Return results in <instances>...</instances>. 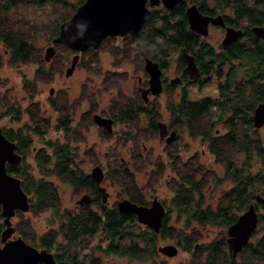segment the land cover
I'll list each match as a JSON object with an SVG mask.
<instances>
[{
    "label": "trees",
    "instance_id": "trees-1",
    "mask_svg": "<svg viewBox=\"0 0 264 264\" xmlns=\"http://www.w3.org/2000/svg\"><path fill=\"white\" fill-rule=\"evenodd\" d=\"M46 1L54 0H0V41L4 51L9 56L10 63L21 64L37 61L45 65L55 58L56 53L49 62L44 61L41 57L39 58L38 52H36L37 49L33 43L35 30L41 28V26L37 25L36 21L23 16L11 18V8L19 3L24 5L28 3L42 5ZM81 2L82 0H79L75 4L73 2L66 3L64 0H57L54 3L68 4L69 9L67 11H59V13H63L60 16V19L63 20L68 18ZM177 5L175 10L172 11L165 10L164 8L152 9L146 17V21L142 26L143 30L141 29L142 32L137 41H146L148 46L152 44L153 48L156 47L155 50H159L162 53L171 46L175 48L181 46L186 50L189 49V40L194 36L189 33L184 12L179 7V3ZM254 11L249 10L250 19L253 22L263 21L264 17H261V19L259 17L254 18L253 15H256ZM55 21L54 23H49L51 36L58 31L59 20L56 19ZM256 43L258 44H255L253 48L236 46L234 50L238 52V58L246 59L251 64L247 69L249 75H245L242 83L238 81V78L240 73H242L241 67H244L245 64H232L230 71L226 73L225 80L217 86L219 92L217 98L212 99L209 96H205L197 101L186 102L182 98V102L184 103H173L169 124L177 131L185 126L191 134L200 132L206 133L209 136V131L211 132L213 126L220 122L224 127L229 129V131L218 134L209 144L207 143V148L209 152H214L216 160L224 165L223 177H232L235 183L233 189L229 188L222 193L214 209L210 204L202 206V189L213 175L200 166V175L198 176V168L194 165L192 159L190 161L187 159L184 161L185 163L181 164L180 159L172 155L173 161H170L169 165L178 173V179L176 180L177 185L174 188V196L171 200L176 205L178 212L185 213V225L190 224L191 221H195L199 224L207 222L227 226L236 219L238 215L237 211L242 210L246 203L251 201L252 196L254 197L252 193H257L261 190L259 183L264 182V173L259 174L261 176L253 180L248 174H241L238 171L229 172L228 166L231 156L241 151L243 147H246L244 146V142L246 141L248 154L253 148L258 153L263 150L259 145L260 141L257 138V131L253 127L251 118V113L256 102L264 99V82H259L257 79L264 78V41H256ZM55 47L56 49L61 47L68 49V47L62 44H56ZM201 50L202 52H207L204 49ZM1 55L0 52V66L3 64ZM92 56L96 57L95 54H92ZM35 73L38 76L39 73L42 74V71L41 69H37ZM216 74L221 76V68L218 69ZM207 80L203 79L200 83H206L208 82ZM25 82L23 81L22 86L26 91L28 87L27 83L29 82L27 80ZM30 84L33 86L34 81H31ZM26 92L31 95L29 91ZM187 95L188 92L184 91L182 97ZM4 98L6 97H0V119L6 116V112L2 110L6 102ZM56 100H53L52 96L48 95L49 105H53L52 107L58 111L55 119L56 124H52L51 118L43 115L40 107L36 106L34 110H30L29 108L24 110L30 116L31 123L19 126V128L28 129L29 132L21 134L14 132L18 131V128H9L12 131L9 137L12 138V134H14L18 142L17 147L23 151L24 155H28L31 152L30 144L33 142L34 134L45 140L44 134L47 131H51L52 127L53 129H63L61 131V138L57 136L54 139H47L44 142L46 147L37 149L33 153L36 168L41 174L35 177L28 164H24L22 167L20 165H9L7 170L20 177L22 188L28 195L30 194L29 200L31 203L29 210L33 212L46 209L61 211L56 185L47 178L48 175H52L56 179L68 183L73 188L75 194H79L82 190L87 192L91 196L90 201L97 204L98 207L97 210H92L89 207V203H81L77 205L75 210L63 209V214L57 221L58 227L56 229L52 228L41 235L40 239L43 246L56 248L59 251L61 250L62 254L68 253V256L72 255L75 258V256H78L75 248L79 246L82 238L96 234L101 230L109 236L108 243L103 249L107 253L129 255L135 258H153L157 254L156 244L160 237L177 239L175 244L178 247L183 249L190 248L192 242L196 239V236L193 234L194 231L186 235H183L185 230L175 232L172 226L167 225L168 211L165 212L162 218L159 231L154 232L146 225L139 223L135 213H123L118 211L115 204L107 206L106 203L101 202L100 192L96 188L94 180L87 173L82 172L80 176L76 173L78 150L69 143L72 134L69 130L73 128L71 125L72 118L68 114L67 100L62 99L61 103H58ZM112 105L111 110L106 111V113L111 116L115 115L118 122L125 123L127 128H129L126 136H120V139L131 141L129 150L133 161L140 166L144 165L145 159L139 156L141 149L140 139L147 136H156L157 128L155 121H149V124L143 128L138 124L139 120L131 116L136 111L139 112L140 109L146 108V105L131 104L124 97H121L115 106L112 107ZM9 108L8 114H10L12 120L18 121L20 118V107L11 104ZM235 112H238L237 115H235ZM128 114L131 118L126 116ZM210 114H214L215 118L212 119ZM203 118L206 119L205 123H202ZM88 120L92 123L91 118ZM83 123V120H79L77 126L80 127ZM242 128L247 129L248 132L252 131V134L248 133L245 141L240 138V134L243 132L241 131ZM146 130L150 132L144 135L141 131ZM101 131H103L104 136L113 135V132L109 133L103 128H101ZM131 131L137 132L132 133ZM77 132L78 129L75 128L73 134ZM174 150L175 148H172V151ZM89 153V150L85 151L86 155H89ZM113 153V164L106 166L105 177L111 183H123V187L125 188L124 197H128L137 204H147L143 194L139 192V189L135 185L129 166L125 161L117 160L115 157L116 152ZM263 153L260 154L263 155ZM146 159L149 160L150 157L147 156ZM156 163L159 165L160 160H156ZM235 169L240 168L235 167ZM216 180H219V177ZM262 220L263 216L261 215L260 221ZM55 241L56 244L52 245V242ZM249 245L250 243L248 242L243 248L249 247ZM196 246L194 245L193 248ZM249 250L250 258H246L248 264L249 262L251 264L254 263L251 258L253 256L264 260V232ZM192 253L193 256L189 258L187 264H236L233 261L224 235L206 244H198V247ZM242 259L245 260L244 257ZM162 263L163 261L158 264ZM79 264L102 263L95 256H83L79 260Z\"/></svg>",
    "mask_w": 264,
    "mask_h": 264
},
{
    "label": "rangeland",
    "instance_id": "rangeland-1",
    "mask_svg": "<svg viewBox=\"0 0 264 264\" xmlns=\"http://www.w3.org/2000/svg\"><path fill=\"white\" fill-rule=\"evenodd\" d=\"M67 2H73L75 4L78 3L79 0H64ZM54 1H46L42 5L35 3L17 4L11 8V18H20L21 16L36 21L37 25L41 26V28L36 29L34 32V40L33 43L36 47V52H38L39 58H43L44 49L47 45L51 43V35L49 29V23L56 22L58 19L59 23L61 21L60 16L63 13H59L60 10L67 11L69 9L68 4L54 3ZM251 46V42L248 43ZM67 47V46H66ZM56 56L50 62L41 64L37 61H30L28 63L21 64H12L9 62V56L4 51L3 46L0 41V52L3 60V64L0 66V97L5 96V103L2 107V110L6 112V116L0 119V126L2 127H12L17 128L22 124H30L31 119L28 113L24 110L30 109L34 110L36 106L40 107L41 113H44L45 116L51 118L52 123L56 119V113L52 110V107L49 106L48 95H51L53 100L57 98L69 100L71 104H79L74 103L80 101L84 97V93L93 96H97L98 101L100 103V110L109 111L112 107L120 101L121 97L128 99L122 92V89L125 91H129L131 88L132 80L130 77L122 76L123 81L118 84L117 80L113 77H107L104 81V88L102 86V79L100 75H103L105 72L97 71L96 66L100 67L101 70H105L107 67L112 65L114 62L107 56V54L103 51L98 53V57H93L89 52L82 57H80V61H78L76 67L73 72L69 76L64 75V71L67 65L70 63V59L72 55L75 53L74 50L68 48H57ZM173 55H177L176 52H172ZM45 61V60H44ZM49 62V61H46ZM94 64V65H93ZM140 61L137 60L131 63H125L126 68H130L131 66H139ZM246 64V62H244ZM232 65L225 64L221 67V76L216 74V70H212L209 75L208 82L206 84L203 83H191L186 86V90L188 92V98L193 100H199L202 97L209 96L212 99H215L219 96V92L217 86L219 83L223 82L226 78V73L229 71ZM264 66V63H263ZM41 69L42 74L39 73L36 75V70ZM59 70V71H58ZM46 73V74H44ZM111 74L108 72V75ZM99 79V81H98ZM259 82L264 81V78H257ZM27 80V89L31 95L23 89V81ZM31 81H34V85L30 84ZM179 86V85H178ZM177 86V88H178ZM53 87V94H49V89ZM83 88V89H82ZM82 89V90H81ZM92 92V93H91ZM161 102L162 99L158 98ZM11 104L18 105L20 107V118L21 122L17 123L12 121V117L9 113V107ZM86 108V104L82 103L80 108L74 114L72 111V124L77 126L79 121V114L82 110ZM96 108V106L94 107ZM215 109L212 111L214 113ZM8 114V115H7ZM107 114V113H106ZM163 120H167L166 111L162 112ZM210 116L215 118L214 114H210ZM19 118V119H20ZM88 119H80V121ZM10 121V122H9ZM206 119L203 118L202 123H205ZM92 124V123H91ZM138 124L145 128L148 124L142 126L140 121ZM33 125V124H32ZM95 126V125H94ZM92 125L86 126L87 129H81L82 134H80V130L73 134L70 137L69 143L71 146L78 148V156L80 157L81 166L85 171H89L91 167V163L93 161H99L106 167L108 164H113V152L115 153V157L117 160L125 161L129 166V170L132 173V176L135 181V185L139 189V192L143 194L146 202L150 203L153 196H157V198L162 201L167 208L168 218L167 225L172 226L175 232L185 230L183 235L194 231V235L196 236L195 241L192 242V246L190 248H178V253L174 256L168 257L157 252L153 258L145 257V258H135L129 255H119L117 253H107L103 249L106 247L109 236L106 232L98 231L96 234H93L88 237H83L79 243V246L75 248V251L78 253V257L82 258L83 256H95L100 263L102 264H158L163 261L164 264H187L189 258L193 256L192 251L199 245H203L208 243L213 239L220 238L224 235L225 240L227 237V226L217 224V223H203L199 224L195 221H191L190 224L185 225V213L178 212L176 205L172 203V197L174 196V188L177 185L178 173L174 170L172 166H168L166 168L164 164L161 162L164 154V160L167 159L168 155L164 151L163 141L159 138L158 133L156 136H147L140 139V153L139 156L145 159V164L140 166L136 164L129 150V145L131 143L130 140H122L121 137H125L126 133L129 131L125 123L118 122L113 127V133L115 135H106L102 136L99 133V129L95 128ZM254 127V126H253ZM257 131L258 139L260 141L259 145L262 147L259 153L253 148L251 152L248 154L247 152V143H244L243 150H246L247 155L244 152H236L234 153V158L239 161L247 162V165H239L240 168L238 172L241 174H248L253 180L257 177L259 178V174L264 173V127H254ZM244 129V128H242ZM228 130L227 127L220 123H216L212 131H219V134H222ZM147 131V130H146ZM180 137H179V153L181 157H183L184 161L191 157L192 161H194V165L197 166L198 176L200 175V166L205 170H208L213 177L209 179L207 184L203 187V199L202 206L206 204H210L214 209L217 202L219 201V197L222 193L232 186L235 185L232 177L224 178V167L222 165L217 164L213 160V156L209 153L207 144L204 143L199 137H192L185 130L184 127L179 129ZM142 132V131H141ZM144 135H147V133ZM248 133L252 134V131ZM45 140L38 137V135L34 134L33 142L30 146L31 152L26 156L25 163L30 166V170L33 175L36 177L41 173L35 167V162L33 158V151L35 152L37 149L42 147H46L44 142L47 139H54L57 136L62 137L61 133L51 128V131H47L45 134ZM196 136V135H195ZM126 141V142H124ZM146 146L147 150L143 148ZM88 148L90 151L89 155L85 154V150ZM202 150L204 152H202ZM177 153V150H175ZM167 155V157H166ZM236 155V158H235ZM150 157L149 160L146 157ZM122 158V160L120 159ZM156 160H160V164L156 163ZM180 160L181 164L185 163ZM155 163V166L149 167V163ZM186 165V164H185ZM183 168V167H182ZM233 168H229V172L233 170ZM154 171V172H152ZM152 172V173H151ZM219 177V180L216 178ZM56 185L58 194H59V206L61 211H54L53 209H46L42 211L33 212L32 210L20 214L17 219V224L19 225V231L22 237L25 240L38 239L41 235L49 231L50 229H56L57 221L59 217L63 214V209H71L75 210L77 205L75 200L79 197L82 190L79 194H75L73 188L66 182H62L52 175H48L47 177ZM106 187L108 191V199L106 201L107 206H111L116 203L117 199H121L125 188L123 187L122 182H114L111 183L107 177L101 183ZM261 190H263L264 182L259 183ZM260 189V188H259ZM259 190V193L262 191ZM255 196V192L252 193ZM252 202L257 205V200L255 201L252 196ZM90 207L92 210H97L98 205L92 204ZM259 211L263 216V220L257 226V229L253 232L249 240V247L242 248L235 257H233V261L237 264L238 261L244 260L245 258H250V250L249 248L253 246L256 241L262 236L264 232V209L261 206H258ZM241 210L237 211V214ZM242 212V211H241ZM61 241V239L58 238ZM177 239L174 238H159L156 244L162 245L165 243H176ZM227 242V241H226ZM197 246L193 248L194 245ZM228 247L229 244L227 243ZM230 248V247H229ZM67 249V248H65ZM71 249V248H70ZM231 251V250H230ZM232 256V255H231ZM253 259V264H264V260L258 259L256 256L251 257ZM158 262V263H157ZM162 263V264H163ZM251 264V262H249Z\"/></svg>",
    "mask_w": 264,
    "mask_h": 264
},
{
    "label": "flooded vegetation",
    "instance_id": "flooded-vegetation-1",
    "mask_svg": "<svg viewBox=\"0 0 264 264\" xmlns=\"http://www.w3.org/2000/svg\"><path fill=\"white\" fill-rule=\"evenodd\" d=\"M82 1H84V0H82ZM144 1H145V6L149 10V13L145 16L144 22L142 23L139 30H137L135 32L129 30V31L123 33L122 35H113V36L108 35V36L104 37L98 48H93L92 46H88L86 48V50L81 52L78 61H80V57H82L83 55H85L89 52H92V54H95L96 57H98V53L100 51L105 52L107 54V56L109 58H111V60H113L114 63L112 65H110L109 67H107L105 70H101V68L98 66H96L97 69H94L91 66L88 67V68L93 69L92 71L97 70V71L105 72L103 75H100V77L102 79L103 88H104V81L107 77L115 78L119 85H120V82L123 81V79L121 78L122 76H125V77L127 76V77L131 78V80H132L131 88L129 91H125V89L121 88L123 94L128 98V102L131 104L146 105V108L140 109L139 112L136 111V113H133L131 116L134 119H138L140 121V123L142 124V126L148 124L149 121H152V120L155 121V125H156V121H164L167 125L166 133L162 137H159V138L162 139L164 151L168 155V157L166 155L167 159L164 160V154H163V158H162L161 162L164 164V166L166 168H168L169 162L173 161L172 160L173 157H171L172 155L176 156L180 160L184 161L183 157H181V155L179 153L180 131H177L176 129L171 127L169 124V120L171 119V113H172L171 109L173 108V105L184 103L186 101H197V100H193V99L188 98V96L182 97V94L184 93V91H187L186 86H188L191 83L198 84L203 79H208L207 77H209L212 70L215 69L216 73H217L218 69L221 68L225 64H229V65L238 64L239 65V64L246 62L244 67H241L242 73H240V76L238 78L239 82H241V83L243 82V78L245 77V75L246 74L249 75L247 73V71H248L247 69L251 66V64H249L248 60H246V59L238 58L237 56L239 54H238V52H235L234 50L236 49V46L253 48L255 46V44H258V43H256V41H259V42L264 41L263 38L256 37L254 35V33L252 32L253 26H260V25L264 26V20L259 21V22H253V20H251L250 16H249V10L251 9V11L255 10L254 13L256 15H253L254 18L259 17L261 19V17H264V0H182V1H180L179 7L184 12L185 19L187 21V26L189 27V33L192 34L194 37L189 40V45H190L189 49L186 50L184 47H181V46L180 47L178 46L176 48L171 46V47H168L167 50L163 53L159 52V50H155L156 47L153 48L152 44H151V46H148L146 41H143V42L137 41V38L141 35V32L143 30L142 26L144 25V23L146 21V17L150 14L152 9L164 8L165 10L172 11V10H175V8L178 5L175 6V8H173V9H168L163 5V3L160 0H158V3H155V4H151L150 0H144ZM191 4H194L200 13H202L204 15L212 16V17L217 19L216 22H212L211 20H209L207 22L205 33H200L197 30H195L189 26L188 19L186 16V8H187V6H189ZM227 27H232L236 30H240V32L238 33L237 38L235 40H233L232 42H230L228 44H223L222 41H223V37H224V34H225ZM249 41L252 44L251 46L248 45ZM183 49L185 50V52L187 54H190L193 56V61L197 67V74L194 77H190L188 73L183 72V69L187 63L185 57H183V55H182ZM201 49H204L207 52H202ZM176 51L178 54L173 55L172 52H176ZM146 58L150 59L151 61L156 62L158 65V68L160 70L159 71V79H160V84H161V91L158 93H154V94L151 91H146L145 92L146 98H144V95L142 94L141 90L149 87V77H150L148 72L144 68ZM137 60L140 61L139 66L133 65L130 68L124 67L125 63H131L132 61L135 62ZM229 71H230V69H229ZM108 72H110L111 74L108 75ZM172 79H176V81L172 82ZM98 81H99V79H98ZM261 82H264V81H261ZM206 83H203V84H206ZM177 86H178V88H177ZM53 91H54V89H53ZM49 94H53V92L49 93ZM92 94H93V96H90V95L86 94V91H85L83 99L80 101L74 102V103H79L78 105L69 103V102H71L70 100H69V102L67 101L68 114L71 118H72L71 111L75 114L76 111L80 108V105L82 103H85L86 108L80 112L79 120L80 119L85 120V118L86 119L91 118V120H92V124L89 123L87 120H85V122L80 127L75 126V124H72V121H71V125L73 127L72 129L69 130L70 133H72L71 136H73L75 128H77L78 131L80 130V134H82L80 128L87 129L86 126H89V125H92V126L95 125L94 127L95 128L97 127V129H99V133L103 136V131H101V128H103V129H105V128L97 125L94 122V120H93L94 114H101L102 116H105V117H111L113 119L112 131H109V133L114 132L113 127H114V125H116L118 123L117 119L115 118V115L111 116V115L106 114L105 111L100 110V103L98 101V98L96 95H94V92ZM158 98H161L162 101L160 102L158 100ZM182 98L184 99V102H182ZM56 101L58 103H61L62 98H60V99L57 98ZM258 102H264V99L257 101L256 104ZM256 104L254 105V107L256 106ZM49 106L52 107L53 105H49ZM95 106H96V108H94ZM254 107H253V109H254ZM176 108H177V105H176ZM52 110L57 115L58 111H56L54 107H52ZM163 111H166V113H167V120H163L164 119L162 116ZM237 113L238 112H235V115H237ZM252 113H251V116H252ZM43 115H44V113H43ZM126 116L131 118L129 114ZM55 121L52 124H56ZM15 122H17V121H15ZM20 122H21V118L18 120L17 123H20ZM262 127H264V124L262 125ZM1 128H2L1 130H2V133L4 134V136L8 140L13 142L14 151L20 155V159L16 163L11 164L9 162H6V170H7V167L9 165H20L21 167L24 166V164H27V163H25V159H26L27 155H24L23 151L17 147L18 142H17V139L14 137V134H12V136H13L12 138L9 137L10 133H12V131H10L9 128H12V127L7 128V127L1 126ZM17 128L19 130L14 131V132H19L21 134H23L25 132H29L28 129H23V128H19V127H17ZM156 128H157V126H156ZM184 128L189 133L190 136L195 137V138L199 137L206 144L207 143L209 144L210 142H212L215 139V137L219 134V131H215V132L209 131V134H210L209 136H207L206 133H200V132L196 133V134H191L190 131H188V129L185 126H184ZM12 129H14V128H12ZM55 130L60 132V133H61V131H63V129L62 130L61 129H55ZM171 130H174L173 138L169 142H167L166 137L170 134ZM227 131H229V129ZM241 131H243V132H242V134H240V138L244 139V141H245L248 137V130L242 129ZM131 132L135 133L137 131H131ZM142 132L149 133L150 131H142ZM156 133H158V128H157ZM115 134L116 133H113V135H115ZM232 140H234V139L232 138ZM30 146H31V144H30ZM142 146L144 149L147 150L146 146H144V145H142ZM172 148H175V150H177V153L175 152V150L172 151ZM77 150H78V148H77ZM87 150H88V148L85 151H87ZM202 152H204V151L202 150ZM241 152H244L247 155L246 150H243ZM33 153H34V151H33ZM209 153H211V155L213 156V160L217 164L224 166L221 162H218L216 160V154L214 152H209ZM233 158H234V155L231 156V158L228 162L229 168L239 167L238 164L239 165H244V164L247 165L248 161L244 162L243 160L239 161V160H236ZM235 158H236V155H235ZM79 159H80V157L78 156V158H77L78 165H77L76 173L78 174V176H80V174L82 172H84L90 176V174H89L90 170L85 171L81 166V164L83 162L81 163L82 160H79ZM188 159H189L188 161H190L191 157H189ZM94 165H99L103 169L104 178H105V168L106 167L104 166V164H102L99 161L92 162L90 169ZM152 166H155V163H153V162L149 163V167H152ZM35 167H37V166L35 165ZM238 170L239 169L233 168V170L231 172L238 171ZM7 172L9 174L17 176L8 170H7ZM17 177L20 179L19 176H17ZM104 178H103V180H104ZM102 181H101V183H102ZM20 184H21V179H20ZM234 187H235V185L232 186L230 189H233ZM96 188L98 189L97 184H96ZM263 188H264V186H263ZM105 189H106V187H105ZM262 193H263V195L259 192L255 193V196H254L255 201H256L255 197L257 194L261 195L264 198V189L262 190ZM29 195L27 194L28 203L30 206L31 201L29 200ZM107 199H108V197H107ZM100 200H101V194H100ZM250 202H252V201L247 202L245 207L241 211H243ZM256 202H257V205H255L254 202L253 203H254L255 209L258 213V221H257L256 226L253 229L251 235L257 229V226L260 223V216L262 215L258 209V206H261L264 209V205L262 203H260L259 201H256ZM88 203H89V207H92L91 205L94 204L91 201ZM102 203H106V202H102ZM191 203H193V202H191ZM147 204H149V203L147 202ZM76 205H78V204H76ZM163 205L165 207V210L167 211L166 205L164 203H163ZM0 209H1V203H0ZM28 211H30L29 208H28V210H25V211H23L19 208H15L14 213L10 216L11 225L13 226L14 229L11 232V234L7 237V239L11 240V239L16 238L17 236L22 237V235L20 234V231H19V225L16 222H17L18 216H20V214L26 213ZM241 211L239 213H241ZM4 227H5V223L3 221L2 215L0 214V232ZM251 235H250V237H251ZM250 237H249L247 243L249 242ZM24 241L27 242L28 244H30L31 246L35 247L38 250L41 248H45L47 251H49L52 254V256L55 260V264H65V262H69L70 264H79V260H81V258L78 256H75V258H74V257H72V255L68 256L69 255L68 253L62 254V251L61 250L59 251L56 248H47L46 246H43V243L41 242L40 237L38 239L36 238V239L28 240V241L24 239ZM3 244H4V242L0 240V246H2ZM55 244H56V241L52 242V245H55ZM246 244H244L242 246V248ZM37 264H43V263L41 261H38Z\"/></svg>",
    "mask_w": 264,
    "mask_h": 264
},
{
    "label": "water",
    "instance_id": "water-1",
    "mask_svg": "<svg viewBox=\"0 0 264 264\" xmlns=\"http://www.w3.org/2000/svg\"><path fill=\"white\" fill-rule=\"evenodd\" d=\"M168 9H173L182 0H160ZM151 4L158 3V0H150ZM149 13L144 0H84L79 3L73 13L66 19L60 21L58 31L51 36V43L44 49L43 58L50 61L56 53V44H62L75 51L66 66L64 75L69 76L80 56V53L86 50L88 46L98 48L102 39L108 35H122L131 30H139L144 22L145 16ZM186 16L189 26L200 33L206 32V24L209 20L216 22V18L200 13L194 4L187 6ZM240 30L227 27L223 44H228L237 38ZM252 32L256 37L264 39V26H253ZM182 55L187 63L183 69L190 77L197 74V67L193 61V56L182 50ZM145 70L149 74V87L142 89L145 97L146 91L153 94L161 91L159 79V68L156 62L145 59ZM176 79H172L175 82ZM53 92V87L49 93ZM252 124L254 127H260L264 124V102H258L253 109ZM94 122L105 128L106 131H112L111 117H105L101 114H94ZM158 136L162 137L167 131V125L164 121H156ZM0 126V214L3 217L5 227L0 232V240L4 242L0 246V264H37L41 261L43 264H55L52 254L45 248L36 249L31 246L21 236L14 239H7L13 231L10 216L15 208L23 211L28 210L29 203L26 192L22 189L20 179L17 176L9 174L6 170V162L16 163L20 155L14 151V144L8 140L2 133ZM174 130L166 137L169 142L173 138ZM122 159V158H120ZM91 178L97 184L101 194V201L106 202L109 195L105 186L101 185L104 178V171L99 165H94L89 172ZM264 189V188H263ZM256 200L264 205V198L257 194ZM91 196L83 192L75 200L76 204L88 203ZM118 211L126 213H135L139 223L146 225L154 232H158L162 223V218L166 212L163 203L153 196L149 204H137L128 197L117 199L115 203ZM258 221V213L254 203L250 202L247 207L237 215L236 219L227 225L226 241L229 244L231 255L235 257L242 246L247 243L253 229ZM178 246L175 243H165L157 246V251L168 257L178 253ZM65 264H70L65 262ZM237 264H248L241 260Z\"/></svg>",
    "mask_w": 264,
    "mask_h": 264
}]
</instances>
